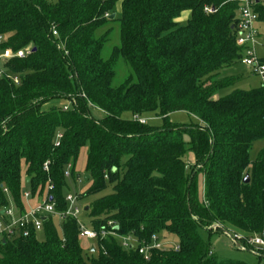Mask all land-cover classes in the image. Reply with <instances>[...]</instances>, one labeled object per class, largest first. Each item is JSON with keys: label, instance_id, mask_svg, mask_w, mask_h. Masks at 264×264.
Masks as SVG:
<instances>
[{"label": "trees", "instance_id": "trees-1", "mask_svg": "<svg viewBox=\"0 0 264 264\" xmlns=\"http://www.w3.org/2000/svg\"><path fill=\"white\" fill-rule=\"evenodd\" d=\"M237 10L236 0H0V49L35 48L8 64L17 86L0 78V216L9 198L22 211L23 192L40 200L48 184L55 210L65 211L67 180L79 176L89 184L77 199L111 188L87 205V227L112 222L139 243L161 232L178 240L177 251L153 250L148 260L110 236L84 251L76 220L66 218L58 232L48 215L42 240L34 232L5 238L0 264H241L209 255L200 233L264 239V148L250 158L252 143L264 138V90L218 93L235 81L220 71L241 58ZM253 10L264 27V0ZM115 22L119 45L104 58L111 30L96 32ZM120 58L131 73L114 86ZM54 99L70 107L43 109ZM177 111L195 120L169 121ZM124 112H158L163 124Z\"/></svg>", "mask_w": 264, "mask_h": 264}, {"label": "built area", "instance_id": "built-area-1", "mask_svg": "<svg viewBox=\"0 0 264 264\" xmlns=\"http://www.w3.org/2000/svg\"><path fill=\"white\" fill-rule=\"evenodd\" d=\"M238 4L237 10V23H236V45L241 49L240 62L249 67L252 73L258 78L260 87L264 90V61L262 57H259L255 50L256 37L258 35L257 14L253 10L254 0H236ZM205 12L210 13L212 10L208 7L205 8ZM52 35L56 36V31L52 32ZM5 41V37L0 35V45ZM31 46L14 50L10 47L0 49V78H5L12 82L13 85L19 84V78L17 75L11 73L8 68V64L13 59L24 58L31 52ZM132 119L138 121L141 124H145L147 121L145 118L138 114L132 115ZM61 134L56 135L55 145H58V140ZM264 148V138L261 140ZM45 171H48V162L43 165ZM69 176L68 170L64 174ZM77 182L81 183L82 179L78 176ZM52 189V185L48 184L47 191L43 197L36 202L20 211L9 198V205L1 210L0 216V245L3 244L5 238H12L21 235L22 237H28L32 232L39 233L42 230L43 217L52 216L58 219L65 220L66 218H73L76 220L79 230V237L81 239L91 240L93 242L106 238L108 236L115 238L121 248L136 247L137 252L145 259L148 260L153 250H178V246L172 248L167 247L165 243L160 241L157 235H152L148 242L139 243L132 236H123L118 234L112 222H108L106 226L99 227L98 229H92L87 227L84 223L78 220L80 211L75 205L76 196L68 194L65 197L68 203L65 211L55 210L54 203L51 201L49 191ZM3 191L8 194L7 189ZM23 199L29 200L30 193L28 191L23 192ZM233 242L236 246L243 250L253 253L252 250L259 249L264 252V239L261 236L255 235L249 239L244 238L240 234H231Z\"/></svg>", "mask_w": 264, "mask_h": 264}, {"label": "rangeland", "instance_id": "rangeland-1", "mask_svg": "<svg viewBox=\"0 0 264 264\" xmlns=\"http://www.w3.org/2000/svg\"><path fill=\"white\" fill-rule=\"evenodd\" d=\"M50 3H55L57 0H47ZM117 12L120 11V2L117 3L116 5ZM256 27L258 29V35L256 37V43H255V50L256 53L259 57L264 56V27L262 24L257 23ZM107 29H110V34L108 36V39L104 45V48L102 50V56L104 58H107L109 54L111 53V50L113 47L119 45V24L118 22L115 23H109L108 25L100 28L96 33H103ZM131 73V70L129 66L123 61V59H119L116 67H115V77L113 79V85L117 86L120 83L124 81V79ZM219 77H228V78H233L235 81L227 86L221 89L218 93L219 96H225L234 89H250L253 87H257L260 82L258 78L252 73L251 69L244 64H242L240 61L237 63L233 64L230 67L224 68L220 71ZM55 106V107H61V108H68L70 107V103L68 100L64 99H54L48 103H46L43 106V109H49L50 107ZM92 113L94 116H100L101 113L98 112L97 110H92ZM122 117L125 119H131L132 114L130 112H124L122 114ZM143 118L146 119L147 124L151 126H158L162 125L163 121L162 118L158 115V112H151V113H146L142 115ZM169 121L174 122V123H189L191 121H194L195 119L188 115L186 112L183 111H177L170 113L168 115ZM263 149V145L261 140H255L252 143L251 150H250V158L251 160L255 159L257 153ZM185 162L187 164H193L194 159H193V153L190 150H186L185 153ZM85 165V152L81 154L78 160V166L77 169L80 173V175L83 177V169ZM198 182H199V191L201 193V180L202 176L198 175L197 177ZM88 182L82 181L81 183H78L77 180L76 182L68 179L67 180V186L68 188L65 189L64 195L65 197L68 194L77 196L78 194H81L88 186ZM111 192V188L108 187L105 190L91 195L87 196L84 198H78L76 197L75 205L71 206L70 209L72 210L74 207H78L80 214L78 216V220L84 224H87V217L86 214L84 213V208L90 204L92 201L95 199L107 195ZM53 222L58 230L60 232V225L63 222L62 219H58L57 217H53ZM213 228V227H212ZM201 237L204 239V241L209 242L210 245V251L209 255L212 254L215 259L218 261H223V262H231V263H241V264H264V254L259 249L252 250L250 252L249 249L248 251H243L239 249L236 244L233 242L231 234L228 232H213L210 235L206 233L205 231H201ZM38 239L42 240L43 239V233L38 234ZM160 241L165 243L167 247H174L177 245L178 240L175 235L161 232L159 233ZM80 244L83 247L84 251L87 249V247H90L94 245V242L91 240H86V239H80ZM264 253V252H263Z\"/></svg>", "mask_w": 264, "mask_h": 264}, {"label": "crops", "instance_id": "crops-1", "mask_svg": "<svg viewBox=\"0 0 264 264\" xmlns=\"http://www.w3.org/2000/svg\"><path fill=\"white\" fill-rule=\"evenodd\" d=\"M118 11V10H117ZM188 16H189V12H183L182 14H181V16L177 19V21L178 22H183V21H185L187 18H188ZM257 87H260V84L257 86ZM254 88V87H253ZM36 201H34V200H25V199H22V204H23V210L24 209H26V208H28V207H30V206H32L34 203H35Z\"/></svg>", "mask_w": 264, "mask_h": 264}, {"label": "water", "instance_id": "water-1", "mask_svg": "<svg viewBox=\"0 0 264 264\" xmlns=\"http://www.w3.org/2000/svg\"><path fill=\"white\" fill-rule=\"evenodd\" d=\"M115 17V14H112V15H110L109 16V19H112V18H114ZM35 50V48H33L32 49V51H34ZM88 179V175H84V180H87ZM249 181V178H248V175H246L245 177H244V180H243V182L244 183H247ZM88 209V206H86L85 208H84V210H87ZM43 220H45L46 219V217H43L42 218ZM5 241H3V243H4ZM131 247V246H130ZM91 250L93 251V248H91Z\"/></svg>", "mask_w": 264, "mask_h": 264}]
</instances>
